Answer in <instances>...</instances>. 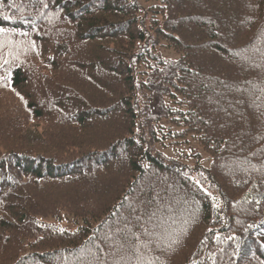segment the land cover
<instances>
[{
  "label": "trees",
  "instance_id": "1",
  "mask_svg": "<svg viewBox=\"0 0 264 264\" xmlns=\"http://www.w3.org/2000/svg\"><path fill=\"white\" fill-rule=\"evenodd\" d=\"M0 28V264H264V0H0Z\"/></svg>",
  "mask_w": 264,
  "mask_h": 264
},
{
  "label": "rangeland",
  "instance_id": "2",
  "mask_svg": "<svg viewBox=\"0 0 264 264\" xmlns=\"http://www.w3.org/2000/svg\"><path fill=\"white\" fill-rule=\"evenodd\" d=\"M232 96H233V95H229L230 98H232ZM188 150H189V148H188ZM205 158H206V155H205V153H204V154H203V159H204L203 164H204V165H209V161H208V160H205ZM48 219H50V218H48ZM59 221H61L63 224H69L71 221H73V217H72L71 215H69V214L62 213L61 216H60V218H59ZM111 235H112V234H111ZM112 236H113V235H112ZM112 236H111V237H112Z\"/></svg>",
  "mask_w": 264,
  "mask_h": 264
},
{
  "label": "snow or ice",
  "instance_id": "3",
  "mask_svg": "<svg viewBox=\"0 0 264 264\" xmlns=\"http://www.w3.org/2000/svg\"><path fill=\"white\" fill-rule=\"evenodd\" d=\"M5 19H8L9 17H4ZM6 30L4 28H0V34L4 33ZM6 55H12L11 52L7 53ZM0 59L3 60V63L0 64V67H3L4 65L8 64L9 61L6 58L0 57ZM0 79H5V77H0Z\"/></svg>",
  "mask_w": 264,
  "mask_h": 264
}]
</instances>
